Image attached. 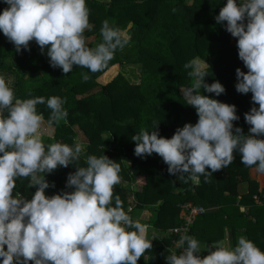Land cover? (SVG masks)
<instances>
[{"label": "clouds", "instance_id": "9594fccd", "mask_svg": "<svg viewBox=\"0 0 264 264\" xmlns=\"http://www.w3.org/2000/svg\"><path fill=\"white\" fill-rule=\"evenodd\" d=\"M0 2L8 6L0 12V32L15 51L30 50L29 42L35 40L42 54L46 49L50 66L65 74L74 66L101 71L117 50L131 42L127 30L105 19L101 42L90 47L85 37L92 28L86 0ZM214 19L236 38L238 58L247 69H236L235 90L252 94L254 106L244 114L248 134L234 127L240 119L235 105L202 94L203 90L219 97L225 88L218 80L205 82L210 67L196 57L184 64L191 83L179 89L186 104L195 109L197 122L178 127L171 138L160 136L158 125L132 136L137 157L157 154L168 173L179 174L184 182H199L200 176L207 181L232 164L234 153L240 155L241 164L255 166L264 175V139L260 138L264 137V0H226ZM81 76L89 79L87 73ZM11 83V77L0 75V264H137L155 237L149 239V226L133 220L120 197L113 195L122 179L120 164L103 154L88 155L85 166H73L84 145H45V119L36 107L46 103L50 109L46 123L51 128L66 121L65 101L58 96L20 99ZM69 165L75 171L67 175L65 189L71 191L46 195V189L55 188L46 175ZM20 179L36 189L30 198L14 191ZM207 251L202 258L201 243L184 230L165 256V264H264V251L243 235L233 244L227 229Z\"/></svg>", "mask_w": 264, "mask_h": 264}, {"label": "trees", "instance_id": "16d2710c", "mask_svg": "<svg viewBox=\"0 0 264 264\" xmlns=\"http://www.w3.org/2000/svg\"><path fill=\"white\" fill-rule=\"evenodd\" d=\"M188 1L86 0L92 25L90 31H85L86 42L91 38L98 44L101 42L100 28L105 19L127 30L131 36L130 44L123 51L117 50L108 65L95 73L74 66L72 72L65 74L62 69L50 66L46 49L42 54L35 40L29 42L30 50L21 49L17 53L15 46L0 32V75L6 79L14 77L10 86L17 98L58 96L65 101L67 119L52 127L53 137L45 145L82 143L84 153L73 166H85L88 155L103 154L119 163L122 179L114 186V197H120L126 212L132 207L134 217L145 210L153 211L155 217L150 226L154 231L178 226L181 223L179 204L191 202L205 209L217 207L210 215L206 216L207 211L193 221L199 219L197 223L205 225L212 221L221 229L224 226L233 230L243 228L246 237L264 251V207L255 206L251 199L254 194L264 192V175L250 181V168L241 164L238 153H234L235 159L227 168L213 173L207 181L200 176L199 182H184L177 178L179 174L170 175L168 166L155 153L144 158L134 154L132 136L141 129L151 132L158 125L160 136L171 138L178 127L197 122L195 109L186 104L179 89L191 83L184 64L196 57L205 59L210 67L205 82L211 84L218 80L225 88V93L219 97L203 90L202 94L235 105L240 119L233 122L234 127H241L243 133L248 134L250 126L245 123L244 114L254 106L252 94L235 90L236 69L244 72L247 69L238 58L236 38L214 19L226 0ZM6 7L0 2V12ZM214 44L218 45L216 54L208 58ZM125 64L139 67L138 84L131 83L120 72ZM82 73L88 74L87 81L82 79ZM36 107L46 123L50 109L46 103ZM73 166L59 167L46 175V180L55 184V188L45 190L46 195L71 191L65 189V183L67 175L75 171ZM245 182L248 191L236 204L238 185ZM28 183L27 179L18 180L14 191L30 198L36 189L30 188ZM123 183L128 185L130 196ZM241 206H246L247 211L240 212ZM148 238H153L152 248L145 251L137 264H165L168 240L150 235V230ZM201 239L209 243L218 240L207 235ZM200 255L203 258L208 253ZM146 256L157 258L156 263L145 262Z\"/></svg>", "mask_w": 264, "mask_h": 264}, {"label": "crops", "instance_id": "0c3cea01", "mask_svg": "<svg viewBox=\"0 0 264 264\" xmlns=\"http://www.w3.org/2000/svg\"><path fill=\"white\" fill-rule=\"evenodd\" d=\"M102 1L107 2L108 0H102ZM248 174H249V180L250 181L256 180L257 177L261 175L255 171V167L250 168ZM247 191H248V183L245 182V183H241L238 185L236 204L240 201L241 197L247 193ZM242 208H243V211L241 210ZM206 209L208 211L206 214V216H207V215H210V213H212L213 211H215L217 209V207L206 208ZM239 209H240V212H246L247 211L246 206H241V207H239ZM147 214H150L152 218L149 219ZM152 214H154L153 211L151 212L149 210H145L140 215H138L137 217L133 216L137 220L148 222L147 225L149 226L148 230H150V235H152L151 233L153 232V228H151V226H150V221L154 218ZM200 221H199V219L197 221H193L194 223L192 224L191 236H194L201 243V252L202 253H208L207 249L211 247L212 243H214V242L209 243V241L206 242L205 240H202L201 237L203 235H207L208 238H218V240H220L224 237L225 229H227L228 233L230 234V238H232L233 244H235V242L239 236L243 235L246 237L243 228H237V229L233 230L228 226H224L223 229H221L219 224H213L212 221H210L208 223V225L198 224ZM161 232H162V230L157 232V235L159 238L164 239L163 234ZM156 261H157V258H150L148 256L145 257V262H147V263H156Z\"/></svg>", "mask_w": 264, "mask_h": 264}, {"label": "built area", "instance_id": "2783aa9c", "mask_svg": "<svg viewBox=\"0 0 264 264\" xmlns=\"http://www.w3.org/2000/svg\"><path fill=\"white\" fill-rule=\"evenodd\" d=\"M251 199H252V203L255 206L264 207V192L254 194ZM178 207H179V214L181 216V223L178 226H175L173 228H170V229H167L161 232L163 234V238L168 240L169 242V251L171 248L175 247V242L179 239V236L182 234L184 230L187 231V234L190 233L191 224L194 218L202 216L206 214L207 212V209H205L204 207L196 206L191 202L181 203L179 204ZM132 210H133L132 207H130L127 210V212L133 220H137L132 216ZM139 221L141 223L148 224L147 221H141V220ZM174 228H180L182 232L177 233V232L171 231V229H174ZM151 234L153 236L158 237L157 231L153 230Z\"/></svg>", "mask_w": 264, "mask_h": 264}, {"label": "rangeland", "instance_id": "374dc122", "mask_svg": "<svg viewBox=\"0 0 264 264\" xmlns=\"http://www.w3.org/2000/svg\"><path fill=\"white\" fill-rule=\"evenodd\" d=\"M99 1H102V0H99ZM192 0H189L188 3H191ZM87 44L90 46V47H95L98 42L94 39V38H91L87 41ZM217 48H218V45L217 44H214L208 51V58H213L216 54V51H217ZM120 72L123 74V76L129 80L131 83H135V84H138L139 82V76H140V69L138 66H132V65H128V64H125L121 67L120 69ZM14 82V77H12V83L11 85L13 84ZM182 94V93H181ZM53 137V128H49L47 126V123H44V126L42 127V140L44 143H47L49 141H51L50 139H52ZM123 187H125V189L127 190L128 192V195H129V191H128V185L125 183L122 184ZM130 196V195H129ZM129 203H131V200L129 199ZM114 204V202H113ZM151 210H153L154 208H149ZM148 215V218L151 219V215L150 214H147ZM153 217H155V214H152Z\"/></svg>", "mask_w": 264, "mask_h": 264}]
</instances>
